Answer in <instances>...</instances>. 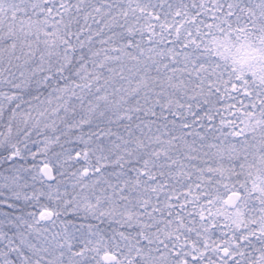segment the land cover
Here are the masks:
<instances>
[{
  "label": "snow or ice",
  "instance_id": "6c2138e0",
  "mask_svg": "<svg viewBox=\"0 0 264 264\" xmlns=\"http://www.w3.org/2000/svg\"><path fill=\"white\" fill-rule=\"evenodd\" d=\"M0 264H264V0H0Z\"/></svg>",
  "mask_w": 264,
  "mask_h": 264
}]
</instances>
